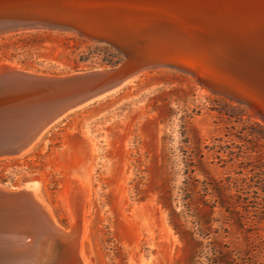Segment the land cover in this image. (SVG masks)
Wrapping results in <instances>:
<instances>
[{"label":"rangeland","instance_id":"obj_1","mask_svg":"<svg viewBox=\"0 0 264 264\" xmlns=\"http://www.w3.org/2000/svg\"><path fill=\"white\" fill-rule=\"evenodd\" d=\"M123 59L72 31L0 34V64L37 72ZM76 136L93 145L85 214L91 264H264V171L252 169L264 162V120L248 105L207 92L184 71L147 69L50 126L30 151L0 158V183L40 180L65 228L73 222L65 155ZM221 189L230 198L214 207Z\"/></svg>","mask_w":264,"mask_h":264},{"label":"water","instance_id":"obj_2","mask_svg":"<svg viewBox=\"0 0 264 264\" xmlns=\"http://www.w3.org/2000/svg\"><path fill=\"white\" fill-rule=\"evenodd\" d=\"M133 2L0 0V34L31 29L66 30L108 44L124 54L122 62L110 70L97 67L67 74H49L20 66H2L0 158L20 155L50 126L74 110L126 85L145 69L167 65L193 72L191 67L201 64L199 53L179 61L164 58L165 51L159 49L162 42L155 39L170 27L169 20L143 19L136 15L137 7ZM205 43V47L201 46L206 51L210 46L208 43L219 42ZM187 48L191 51L190 47ZM197 48L195 44L194 49ZM235 52L226 54L215 67L221 66L225 71H233V76L247 79L256 58ZM259 71L264 73L262 69ZM198 80L237 95L239 99L248 98V102L254 99L250 92L228 86L229 81L212 73L207 77L199 75ZM261 118L264 120V113ZM74 189L75 181L71 180L68 194L75 221L66 230L52 220L44 206L24 187L0 183V264H65L60 258L61 246L71 245L78 249L81 237L78 209L83 205L84 195H74ZM49 244L52 250L44 254L42 249Z\"/></svg>","mask_w":264,"mask_h":264},{"label":"bare ground","instance_id":"obj_3","mask_svg":"<svg viewBox=\"0 0 264 264\" xmlns=\"http://www.w3.org/2000/svg\"><path fill=\"white\" fill-rule=\"evenodd\" d=\"M133 3L137 7L136 15L141 16L143 19L169 20L168 24L170 27L155 39L157 42H162L159 49L165 51L163 54L164 58L179 61L192 55L195 57V54L199 53L202 59L199 66L191 67L193 68L192 71L194 70L193 72H189L187 68L180 66L166 65L156 68L174 69L189 73L207 92L224 97L234 103L246 104L256 115L261 117V114L264 113V73L261 74L259 69L264 70V0H134ZM212 40L219 43H208L210 46L205 51L201 45L205 47V44H207L205 42H212ZM195 44H197V50L194 49ZM187 47H190L191 51ZM232 51H236L235 53L239 51L248 58H256V61H253L254 65L250 67L249 78H237L233 76V71H225L221 66L215 67V65H219L218 61L221 62L222 58H225L226 54H230ZM2 66L18 67L16 64L3 63L0 64V70ZM225 67L227 68L226 65ZM101 68L105 70L112 69V67ZM211 73L219 79L223 78L229 81L228 86H233L239 90L245 89V91L250 92L254 99L249 102L247 101L248 98L246 100L239 99L237 95L226 93L198 80L199 75L207 77ZM39 138L21 155L30 151L39 142ZM87 142V139L74 137L69 142L68 147L71 149H68L69 151L65 155L67 159L66 170L70 178L67 180L66 188L63 192L68 197V205L73 216L72 224H74L75 216L68 194V185L71 180L75 181L76 185L74 195H81V193L84 195L83 205L78 209L81 217L79 246L78 249L73 248L71 245L64 246L63 244L61 246L62 253L60 258L65 261V264H91L89 252L86 250V241L89 238L85 214L88 205L86 200L91 193V170L93 168V155L91 156V154L93 145L89 146L91 143L88 144ZM26 182H23L22 187L28 190L44 206L52 220L61 229L69 230V228L63 227L56 220L52 210L43 200L40 191V180L33 179ZM78 182L83 186L78 185ZM76 204H78V200ZM50 249L51 244L43 248L42 251L46 254L51 252L52 249Z\"/></svg>","mask_w":264,"mask_h":264},{"label":"trees","instance_id":"obj_4","mask_svg":"<svg viewBox=\"0 0 264 264\" xmlns=\"http://www.w3.org/2000/svg\"><path fill=\"white\" fill-rule=\"evenodd\" d=\"M105 50H107V51H109V50H111L112 48H110V47H105L104 48ZM108 63H111V61H108ZM253 166V170H257V169H259V170H262V171H264V162H262V163H258V164H253L252 165ZM227 189V188H226ZM213 196H214V200H215V203H214V207L217 205V206H220V207H224L225 205H226V203H228L227 202V198L229 197L230 198V196H227L226 195V193H225V191L224 190H216L215 192H213ZM217 203V204H216ZM208 222H211L213 219H212V211H211V216H208ZM224 258H228V257H225L224 256Z\"/></svg>","mask_w":264,"mask_h":264}]
</instances>
